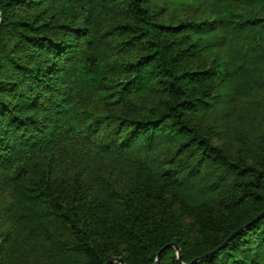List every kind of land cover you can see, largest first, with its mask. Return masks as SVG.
Here are the masks:
<instances>
[{"label":"trees","instance_id":"16d2710c","mask_svg":"<svg viewBox=\"0 0 264 264\" xmlns=\"http://www.w3.org/2000/svg\"><path fill=\"white\" fill-rule=\"evenodd\" d=\"M0 15V264H264V0Z\"/></svg>","mask_w":264,"mask_h":264},{"label":"water","instance_id":"95a60500","mask_svg":"<svg viewBox=\"0 0 264 264\" xmlns=\"http://www.w3.org/2000/svg\"><path fill=\"white\" fill-rule=\"evenodd\" d=\"M0 21H1V15H0ZM264 212L261 214L263 215ZM238 232H235L234 234H232L221 246H219L217 249L205 254L204 256L202 257H199L198 260H201V259H206L208 257H211L213 256L215 253H217L221 248L225 247L229 241L237 234ZM171 246H174L176 248V250L178 251V256H179V260H181V257H182V252H181V249L179 248V246L177 244H172ZM160 255V253H159ZM115 262H119L120 264H125L124 260L119 258V257H113L111 258L106 264H114Z\"/></svg>","mask_w":264,"mask_h":264}]
</instances>
